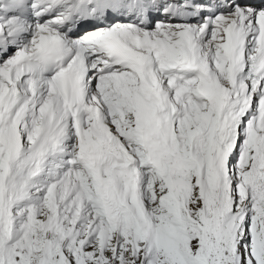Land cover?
Instances as JSON below:
<instances>
[{"label": "snow or ice", "instance_id": "1", "mask_svg": "<svg viewBox=\"0 0 264 264\" xmlns=\"http://www.w3.org/2000/svg\"><path fill=\"white\" fill-rule=\"evenodd\" d=\"M0 264H264V0H0Z\"/></svg>", "mask_w": 264, "mask_h": 264}]
</instances>
